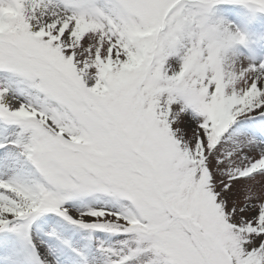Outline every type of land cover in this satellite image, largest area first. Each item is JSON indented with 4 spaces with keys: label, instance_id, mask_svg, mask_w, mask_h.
Wrapping results in <instances>:
<instances>
[{
    "label": "snow or ice",
    "instance_id": "obj_1",
    "mask_svg": "<svg viewBox=\"0 0 264 264\" xmlns=\"http://www.w3.org/2000/svg\"><path fill=\"white\" fill-rule=\"evenodd\" d=\"M0 264H264V0H0Z\"/></svg>",
    "mask_w": 264,
    "mask_h": 264
}]
</instances>
